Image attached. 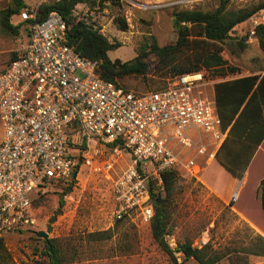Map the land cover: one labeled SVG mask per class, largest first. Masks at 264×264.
<instances>
[{
	"label": "built area",
	"instance_id": "obj_1",
	"mask_svg": "<svg viewBox=\"0 0 264 264\" xmlns=\"http://www.w3.org/2000/svg\"><path fill=\"white\" fill-rule=\"evenodd\" d=\"M36 9L21 13V21L34 19ZM257 26H264V10L251 17L255 42ZM66 32L61 16L50 12L29 26L26 43L0 71V238L34 225V197L48 185L70 184L91 144L101 148L95 156L111 155L107 171L123 152L131 155V164L111 179L114 219L139 214L150 222L163 191L161 174L201 171L193 159L178 158L169 141L200 157L225 139L215 100L192 94L210 84L201 73L180 76L166 90L125 91L99 77L97 61L75 54ZM203 136L211 138L203 143Z\"/></svg>",
	"mask_w": 264,
	"mask_h": 264
},
{
	"label": "rangeland",
	"instance_id": "obj_2",
	"mask_svg": "<svg viewBox=\"0 0 264 264\" xmlns=\"http://www.w3.org/2000/svg\"><path fill=\"white\" fill-rule=\"evenodd\" d=\"M45 1L24 0L29 9H36ZM224 1H227V9L238 11L256 6L264 0ZM7 2L0 0L1 10L6 8ZM219 3L220 0H87L76 7L74 14L79 20L92 24L108 41L119 42L121 47L110 51L108 57L112 61L125 62L133 59L142 46L151 43L152 40L145 38L153 37L160 47L173 44L177 38L172 29L173 14L191 10L210 12ZM20 21L19 15L11 18L14 26ZM248 29L251 30V18L237 26L224 41L223 56L242 75L263 74L264 55L253 38L248 35L243 42L244 49L238 45ZM27 35L25 26H20L17 36L5 34L0 29V70L7 66L18 45L26 43ZM149 60L152 65L146 79L129 78L122 82L123 85L138 93L164 85L167 78L154 77L155 59L149 57ZM214 83L212 81L207 87L193 89V96L212 99ZM210 138L203 136L202 142L206 143ZM169 147L178 158L193 159L201 167L199 174L195 173L196 168L190 171L178 169L171 223L166 237L170 247L174 249L177 243L188 240L197 248L208 244L210 254L222 256L216 264H231V258H242V264H264V257L250 255L257 237L264 239V234L235 215L236 202L231 206L202 181L205 168L218 152L215 153L217 146H209L204 157L182 147L173 138L169 141ZM96 148L101 152L99 146L90 145L87 161L79 165L77 175L70 184H52L38 192L32 204L35 222L30 229L2 237L16 264L44 263L42 252L45 241L38 238L36 233L45 232L47 225L52 228L48 241H55L64 264H170L168 257L153 242L149 222H145L143 217L132 214L121 221L113 217L111 179L131 164V155L123 152L116 159L113 169L107 171L111 155L103 153L95 156ZM217 156L220 160L228 159L225 151L218 152ZM149 170L140 168L147 175ZM150 175L154 178L152 173ZM59 200L63 202L61 207ZM54 216V222H50ZM229 254L232 257L229 258ZM176 256L180 261V254ZM187 264L197 263L190 260Z\"/></svg>",
	"mask_w": 264,
	"mask_h": 264
},
{
	"label": "trees",
	"instance_id": "obj_3",
	"mask_svg": "<svg viewBox=\"0 0 264 264\" xmlns=\"http://www.w3.org/2000/svg\"><path fill=\"white\" fill-rule=\"evenodd\" d=\"M86 2L87 0H62L55 3L47 0L37 7L34 19L20 21L14 26L11 18L28 11L29 8L24 0H8L6 8L0 9V29L5 34L17 36L20 26H25L29 34L27 27L34 23H41L50 12L55 11L65 23L67 45L79 57L97 61L99 77L125 91L132 90L123 85L124 80L147 78L152 65L149 57L155 59L153 76L160 79L167 78V82L156 89H148L147 92L169 89L178 77L186 74L201 73L204 81L208 83L215 81L213 92L218 116L222 129L224 131L228 129L227 137L218 152L223 151L229 143H236L239 147L237 160L240 161L242 156L246 159L238 167L239 164L232 163V165L228 160L218 159L217 152L206 168L202 181L210 186L207 176L209 171L216 169L217 164L239 181L255 151L264 140V73L242 76L239 69L224 58L222 44L237 26L244 24L257 12L264 10V1L248 9L232 11L227 9V1L220 0L217 8L210 12L191 10L175 13L171 19L172 29L177 34L173 44L160 47L153 37L145 38L144 40H152L151 43L148 46L146 44L142 46L133 59L125 62L112 61L108 57L110 51L121 47L119 42L108 41L92 24L79 20L75 16L76 7ZM249 33L248 29L245 36L239 40L238 45L241 49L245 48L243 42L247 40ZM253 37L264 55V26H257ZM15 58L16 54H13L9 63ZM132 92L144 94L134 90ZM177 175V170H169L161 174L163 191L155 196L154 213L149 222L153 242L168 257L170 264H187L190 260L197 264H216L222 256L210 254L208 244L197 248L192 245L191 241L186 240L177 243L173 249L166 240L171 223V207L174 204ZM215 191L220 194L218 190ZM253 192L248 196L244 206H241V203L246 198L245 192H239L236 198H233L234 192H232L225 199L231 206L236 202L235 209L264 234V177L257 190ZM254 197L260 201L261 218L251 213L250 205L255 203L253 202ZM62 204L63 202L59 200V207ZM54 220L55 216L50 219V222ZM49 244L50 249L45 243L42 252L44 263L42 264H64L55 241L51 239ZM177 253L181 256L180 261L176 256ZM250 255L264 257L263 238L257 237L254 250H251ZM0 264H16L2 238H0ZM231 264H242V258L236 260L231 258Z\"/></svg>",
	"mask_w": 264,
	"mask_h": 264
},
{
	"label": "crops",
	"instance_id": "obj_4",
	"mask_svg": "<svg viewBox=\"0 0 264 264\" xmlns=\"http://www.w3.org/2000/svg\"><path fill=\"white\" fill-rule=\"evenodd\" d=\"M242 76H249V75H242ZM209 85H207V86H209ZM213 91L214 90L212 88V93H213L212 98L214 99V92ZM206 96H208V94H206ZM225 132H226V134H225V139H226L227 134H228V129ZM222 143L217 147L215 153L218 150H220ZM238 148L239 147L237 146L236 143H229L227 146H225V148L223 149V151H221V153H223L225 151L227 156H228V159H227L228 162L231 164L232 163L233 164H239L238 165V167H239L244 163L243 161H245L246 157L242 156L240 161L237 160ZM200 157H204V156H200ZM205 170H206V168H205ZM263 177H264V140L262 141L261 145L255 151L246 171L244 172V174H242V177L239 181H237L235 178L231 177L222 167H220L217 164L216 169L209 171V174L207 176V179L209 181L210 186L205 184L204 182L203 183L212 192H214L215 194H217V196H219L223 199L227 198L232 192H234L233 198H236V196L238 195L239 192H241V193L245 192L246 198L241 203L242 204L241 206H244L246 204L248 196L253 191L255 192L257 190V188L260 184V181L263 179ZM214 188H216V189H214ZM215 190H218V192L220 194L216 193L217 191H215ZM253 202H255V203H253V205H250L251 213L258 216V218H261L262 212H261V208H260V205H261L260 201L254 197ZM235 215L237 217H239L240 219L247 221L246 218L244 217V215L240 211L235 210Z\"/></svg>",
	"mask_w": 264,
	"mask_h": 264
},
{
	"label": "water",
	"instance_id": "obj_5",
	"mask_svg": "<svg viewBox=\"0 0 264 264\" xmlns=\"http://www.w3.org/2000/svg\"><path fill=\"white\" fill-rule=\"evenodd\" d=\"M51 229H52L51 226L47 225L45 232L39 231V232L36 233V236L38 238H41V239H43L45 241V243L49 246V249H50V244H49V241H48V234L51 231Z\"/></svg>",
	"mask_w": 264,
	"mask_h": 264
}]
</instances>
